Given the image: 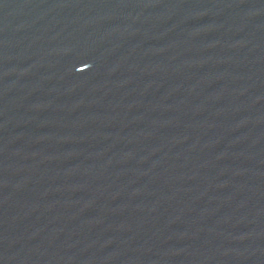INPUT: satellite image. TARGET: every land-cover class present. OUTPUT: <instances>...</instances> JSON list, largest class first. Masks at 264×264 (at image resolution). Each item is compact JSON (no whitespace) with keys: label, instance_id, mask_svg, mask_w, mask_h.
Listing matches in <instances>:
<instances>
[{"label":"water","instance_id":"obj_1","mask_svg":"<svg viewBox=\"0 0 264 264\" xmlns=\"http://www.w3.org/2000/svg\"><path fill=\"white\" fill-rule=\"evenodd\" d=\"M0 264H264V0H0Z\"/></svg>","mask_w":264,"mask_h":264}]
</instances>
